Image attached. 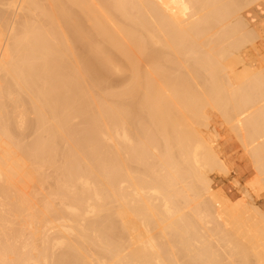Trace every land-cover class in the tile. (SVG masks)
Masks as SVG:
<instances>
[{
	"label": "bare ground",
	"instance_id": "bare-ground-1",
	"mask_svg": "<svg viewBox=\"0 0 264 264\" xmlns=\"http://www.w3.org/2000/svg\"><path fill=\"white\" fill-rule=\"evenodd\" d=\"M259 3L0 0V264H264ZM209 108L255 169L236 200Z\"/></svg>",
	"mask_w": 264,
	"mask_h": 264
},
{
	"label": "rangeland",
	"instance_id": "rangeland-1",
	"mask_svg": "<svg viewBox=\"0 0 264 264\" xmlns=\"http://www.w3.org/2000/svg\"><path fill=\"white\" fill-rule=\"evenodd\" d=\"M230 18H231V17H229V19H230ZM0 19H1V18H0ZM226 20H227V19H226ZM230 20H232V19H230ZM227 21H228V20H227ZM64 23H66V22H64ZM216 29H217V27L215 28V30H216ZM215 30H214V31H215ZM209 32H210V31H209ZM207 34H208V33H207ZM207 34H206V35H207ZM206 35H205V36H206ZM202 37H203V36H202ZM202 37H201V38H202ZM195 38H196V37H195ZM201 38H200V39H201ZM203 38H204V37H203ZM203 38H202V39H203ZM198 39H199V38H198ZM203 40H204V39H203ZM203 40H202V41H203ZM198 41H201V40H198ZM198 41H197V38H196V42H198ZM204 42H206V40H205ZM198 43H199V42H198ZM202 44H203V43H202ZM205 44H206V43H205ZM205 44H204V45H205ZM210 45H211V44H210ZM197 48H198V47H197ZM147 53L149 54V52H147ZM151 53H152V52H151ZM153 53H155V52H153ZM153 53H152V55H153ZM156 53H157V52H156ZM159 53L162 54L163 52H159ZM166 53H167V52H166ZM168 53H169V52H168ZM163 54H164V55H162V56L165 57V53H163ZM157 55H158V57L160 56V59L162 58L161 55H159V54H157ZM157 55H155V56H157ZM167 55H168V54H167ZM147 56H148V58H146V59H145V56H143V57H141V58H142L143 60H145V61H146L147 59L150 60V61H153L154 58H152V56H151L152 59H149V58H150V57H149L150 54H149V55H146V57H147ZM153 56H154V55H153ZM155 56H154V57H155ZM177 56L179 57V55H177ZM172 57H173V56H172ZM178 57H176V58H178ZM156 58H157V57H156ZM168 58H170L169 55H168ZM179 58L181 59V57H179ZM179 58H178V59H179ZM182 58H183V57H182ZM160 59L157 58V61H158L157 64L159 63V61L162 63L163 60L161 59V60H162V61H161ZM166 59H167V58H166ZM143 60H140V62H143V63H140V67H142L141 64H143V65L145 66V68H146V65H147V64L150 63L149 65H152V63H153V62L151 63V62L146 61V62H148V63L146 64V62H144ZM168 60H169V59H168ZM168 60H167V61L164 60V62H166V64H167ZM173 60H174V58H173ZM155 61H156V60H155ZM155 61H154V62H155ZM182 61H183V60L181 59V61H180V62H181V66H180V67H181V69H182V67L184 66V67H185V69H184L185 71H184V72H182L183 70H182V71L178 70V71H179L180 73H181V72H182V73H185V72L187 73V70H190V69H191L190 66L193 65V64H191V65H190V64H187L188 66H189V65H190V66L188 67V69H186V68H187V67H186V63H187V62L185 63V65H183L184 62H182ZM169 62H170V61H169ZM189 62H190V61H189ZM191 62H192V61H191ZM144 63H145V64H144ZM155 63H156V62H155ZM161 63H160V64H161ZM174 63H175V62H174ZM176 63H177V60H176ZM193 63H194V61H193ZM162 64H164V63H162ZM162 64L160 65L162 68H160V66H159V68H160L161 70L165 71V72H169L168 70H169L170 67L172 66L171 63H168V64H167L168 66L164 64L165 67H167L168 69H167V68H166V69H165V68L163 69V66H164V65H162ZM195 64H197V63L195 62L194 65H193L192 67H194ZM153 65H154V64H153ZM158 65H159V64H158ZM158 65L155 66V69H156V67H157V69H158ZM170 65H171V66H170ZM173 65H175V64H173ZM179 65H180V64H178V66H179ZM182 65H183V66H182ZM197 65H199V64H197ZM199 66H200V65H199ZM263 66H264V64H263ZM263 66H262V67H263ZM180 67H178V68H180ZM184 67H183V68H184ZM142 68H143V69H142ZM142 68H141L142 70L145 69L144 67H142ZM176 68H177V66H176L175 69H174V70H175L174 73H169V76H170V77H171L170 74H175V73L178 72V71H176ZM178 68H177V69H178ZM189 68H190V69H189ZM194 68H195V67H194ZM196 68H197V67H196ZM196 68H195V69H196ZM200 68H201V67H200ZM157 69H156V70H157ZM160 69H158V70H160ZM171 69H173V68L171 67ZM195 69H193V71H194ZM142 70H141V73L143 72ZM158 70H157V71H158ZM198 70L200 71V69H198V68H197V70H195V71H197V75H199V73H198L199 71H198ZM163 71H162V72L159 71V72H160L161 74L164 73L165 78H166L167 75H166V73L163 72ZM195 71L193 72V75H194V76L191 74L192 70H191V72H190L191 75H190L189 73H187V74H188L189 76L195 77V74H194V73H196ZM201 71H203V70L201 69ZM263 71H264V68H263ZM171 72H172V71H171ZM179 72L176 74V75H178L177 78L180 77V76H179V74H180ZM188 72H189V71H188ZM186 73H185V74H186ZM203 73H204V71L202 72V75H205V74H203ZM125 74H127V75L129 76V73L126 71V72H124V74L122 75L123 78H121V76H120V77H118V78H117V77H114V78H112V79L114 80V79H116V78H117V79L120 78V79H119L120 82H123V81H125V78H124V75H125ZM161 74H159V75H161ZM164 75H163V77H164ZM176 75H175V76H176ZM188 75H187V76H186V75H182V76H183V79H184V76H185V77H189ZM128 76H126V77H128ZM182 76H181L180 78H178V79H180V81L182 80V79H181ZM200 76H201V75H200ZM206 76H207V75H206ZM158 77H159V76H158ZM160 77H162V76H160ZM160 77H159V78H160ZM170 77H168L169 81L172 80V78H171V80H170ZM198 77H199V76H197V78H198ZM207 77H208V76H207ZM207 77H206V78H207ZM173 78H175L174 75H173ZM203 78H204V77H203ZM206 78H205V79H202V78L200 79V78H199L198 80L200 81V83H201V81H202L203 83H207V84H208L209 79L207 78V79H208V81H207ZM112 79H111V80H112ZM117 79H116V80H117ZM122 79H123V81H122ZM160 79H161V78H160ZM160 79H159V80H160ZM178 79H177V80H178ZM190 79H193V80H192L193 83L191 82L190 85L199 82L198 80H195L196 78H191V77H190ZM113 80L110 81V82H114L112 85H117L116 87H117L118 89H120V85H119L120 82H119V80H117V81H113ZM162 80H163V78H162ZM164 80H166V79H164ZM175 80H176V78H175ZM177 80H176V82H178ZM188 80H189V78L187 79V81H188ZM194 80H195L196 82H195ZM166 81H167V80H166ZM166 81H164V82H166ZM180 81H179V83H180ZM110 82L108 83V85H109L110 87L113 88V86H111V83H110ZM115 82H116V84H115ZM118 82H119V83H118ZM189 83H190V82H189ZM195 85H196V84H195ZM118 86H119V87H118ZM192 86H194V85H192ZM117 88H116V90H118ZM114 89H115V86H114ZM209 110H210L211 117H212L211 120H210V124H211L212 126H215V127L219 130V133H220V136H221L220 139H219V141H220V144H221V146H222V148H223L224 155H225V157H227L228 159H230V162H231V163H230V165H231V171L229 172V173H231V174H228V175H225V176L223 175L222 177H216V178L214 179V181H215L214 184H215V185H222L223 188L225 189L227 195L230 197V199H232V200H236V199L240 198L239 196H241V195L239 194V190H238V188H236L234 182H236V181L238 180V182L240 183V185H244V184L250 179L251 176L253 177V176L255 175V169H254V167H253V165H252V162H251L250 157L248 156L249 154L245 151V149L243 148V146H241V143L238 141V139L232 134L230 128L227 127L228 125L226 124V122H225V120L223 119V117H221V114H220L219 110L217 111V109H211V108H209ZM78 117H79V116H78ZM78 117L74 118V119H76V120H74L75 122L77 121V118H78ZM78 119L81 120V118H78ZM82 119H83V118H82ZM223 120H224V123H223ZM83 121H84V120H83ZM83 121H82V122H83ZM82 122H81V123H82ZM73 123H74V122H72V124H73ZM77 123H78V126H80L79 120H78ZM74 124H75V123H74ZM82 124H84V123H82ZM82 124H81V125H82ZM85 124H86V122H85ZM76 125H77V124H76ZM76 125H75V126H76ZM226 125H227V126H226ZM72 126H74V125H72ZM72 126H71V129H72L71 131H73V130L75 129L74 127H73V128H74V129H73ZM85 126H87V125H85ZM85 126H84V127H85ZM76 127H77V126H76ZM78 129H81V130H82V128H80V127H78L76 130H78ZM201 129H203V131L206 133V137L210 139V138H211V132H210L209 130H207L206 128H201ZM81 130H80V131H81ZM78 131H79V130H78ZM80 131H79V132H80ZM74 132H75V130H74ZM79 132L76 131V133H74V137L77 138V135H76V134H77V133L79 134ZM78 137H79V136H78ZM76 138H74L73 140H75ZM73 140H72V141H73ZM77 141H78V138H77ZM75 142H76V141H75ZM75 142L72 143L73 146H75V145L77 144V143H75ZM70 143H71V142H69V144H70ZM72 144H71V145H72ZM62 145H63V143H61V145H60V147H61V148H60V151L62 152V155H63V154H64V153H63L64 151L61 150V149H62ZM158 145H159V143H158ZM122 155H123V154H122ZM123 158H124V157H123ZM132 164L134 165L133 162H132ZM133 165H131V167H133V169H135V166L138 167V165H136V164H135V166H133ZM131 169H132V168H131ZM133 169H132V170H133ZM139 169H140V168L138 167V169H136V170H139ZM252 177H251V178H252ZM235 180H236V181H235ZM246 180H247V181H246ZM243 182H244V183H243ZM49 183H50V182H49ZM232 183L234 184V186H233ZM46 184H47V183H46ZM46 184H45L46 189H48V186H47V185H50V184L53 185L52 182H51L50 184H47V185H46ZM52 187H53V186H52ZM49 188H51V187H49ZM253 195H254V194L250 195V196H252V197L247 196V197H249V199H252V200H249V201H253V202H249V201H247V202H248V203H251V204L256 203L257 205H259V206L264 210V192H263V193H260L258 196H256V195L253 196ZM247 197L245 198L246 200L248 199ZM114 228H116V227H114ZM111 229H113V228H111ZM114 230H115V229H114ZM114 230H113V231H114ZM116 230H117V229H116ZM118 231H119V230H118ZM111 232H112V230H111ZM111 232H109V230H108L106 233H107L108 235H110ZM116 232H117V231H116ZM116 232H114V233L112 232L111 235H112V234H115ZM119 232H120V231H119ZM119 232H117V233H118V238H119L120 236L122 237V234L119 233ZM117 233H116L115 235H112V236H114V237H113V240L116 239ZM107 234H106V236H108ZM119 234H120V236H119ZM190 234H191V233H190ZM111 235L109 236L110 238L112 237ZM192 235H193V234H192ZM172 236L175 237L176 235L173 234ZM123 237H124V236H123ZM174 237H173L172 239H174ZM107 238H108V237H106V239H107ZM176 238H177V237H175V239H176ZM190 238H191V237H190ZM120 239H121V238H119V239H117V240H120ZM172 239H171V240H172ZM175 239H174V240H175ZM174 240H172V241H174ZM176 240H177V239H176ZM176 240H175V242H176ZM110 241H111V239H110ZM214 242H216V241H214ZM213 244H216V243H213ZM218 245H219V244H217V247H216L215 245H214V246L216 247V249L218 248V249H217L218 252H219L220 249H222V251H220V252H222V254L219 253V254H221L220 256H221V258H222V255H224V253H223V252H224V251H223L224 248H223L222 246H221V248H219ZM224 250H225V249H224ZM248 250H249V249H248ZM85 251H86V249H85ZM87 251H88L87 254H89V253H92V251H94V250L91 249V250L89 251V249H87ZM225 251H226V250H225ZM227 251H228V250H227ZM96 252H97V251H96ZM175 252L178 254V251H175ZM180 252H182V250H179L180 259H181V253H180ZM248 253H249V254H248ZM248 253H247L246 257H247V258L249 257V258H248L249 261L246 259V257L242 258V260H241V258H240V256H239L240 254L233 255L235 258H238V256H239V258H240L239 261H240V262L237 261L238 259L235 260L234 258H233V259H234V261H233L232 258H231V256H230V258H231L232 261H231V260H229V261H231L232 263L234 262V263H236V264H237V263H241V264H243V263H247V264H248L249 262H250L249 264H255V262H257V261H256V258L254 259L255 256L252 255V254H251V255H252V256H251L249 251H248ZM94 254H95V256L97 255L96 253L93 252V255H94ZM179 254H178V258H179ZM182 254H183V253H182ZM226 254H229V251H228V253H226ZM226 254H225L224 256H227V257L229 258V256L226 255ZM89 255H90V254H89ZM249 255H250V256H249ZM253 256H254V257H253ZM62 257H63V256H62ZM64 257H65V256H64ZM241 257H243V256H241ZM65 258H66V257H65ZM223 258H224V257H223ZM230 258H229V259H230ZM252 258H253V259H252ZM67 260H69V258H66L62 263H63V264H64V263H65V264L68 263V264H69V262H70V264H71V263L74 262L73 260H69V261H67ZM227 260H228V259H227ZM243 260H246L247 262H245V261L242 262ZM183 261H184V260H183ZM236 261H237V262H236ZM181 262H182V260H181ZM222 262H228V261H226L225 259H224V261H223V259H222ZM231 262H229V263H231ZM74 263H75V262H74ZM56 264H60V263H56ZM77 264H78V263H77ZM189 264H191V263L189 262ZM192 264H196V263H193V262H192ZM221 264H224V263H221ZM226 264H227V263H226ZM256 264H257V263H256Z\"/></svg>",
	"mask_w": 264,
	"mask_h": 264
},
{
	"label": "crops",
	"instance_id": "crops-1",
	"mask_svg": "<svg viewBox=\"0 0 264 264\" xmlns=\"http://www.w3.org/2000/svg\"><path fill=\"white\" fill-rule=\"evenodd\" d=\"M252 12L258 16H264V6L261 3L254 5L252 7Z\"/></svg>",
	"mask_w": 264,
	"mask_h": 264
}]
</instances>
